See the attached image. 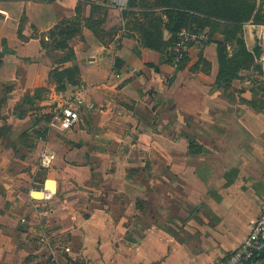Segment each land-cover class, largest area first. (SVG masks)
<instances>
[{"label":"crops","instance_id":"0c3cea01","mask_svg":"<svg viewBox=\"0 0 264 264\" xmlns=\"http://www.w3.org/2000/svg\"><path fill=\"white\" fill-rule=\"evenodd\" d=\"M92 1L107 9L101 28L117 31L107 43L85 26L86 0H0V88L41 96L33 185L58 187L44 216L31 184L0 178V264H51L53 253L64 264H221L264 211L262 55L260 71L223 87L215 43L178 64L128 32L130 0ZM79 15L62 68L76 64L80 84L58 91L51 73L66 52L47 33ZM260 29H247L251 52ZM68 109L78 124L52 126Z\"/></svg>","mask_w":264,"mask_h":264},{"label":"trees","instance_id":"16d2710c","mask_svg":"<svg viewBox=\"0 0 264 264\" xmlns=\"http://www.w3.org/2000/svg\"><path fill=\"white\" fill-rule=\"evenodd\" d=\"M86 1L89 2L91 11L90 15L85 19V26L92 29L95 35L103 43L111 41L117 34V31L114 30L109 33L101 28V25L105 21V17L107 15V9L100 5H96L92 0ZM161 1H166L165 5L168 8L166 16L169 20L167 30L172 36L170 39H166L164 31L161 28L152 26L150 29L142 26L141 39H139L143 47L163 53L171 61L174 58V54L171 53V49L174 45L176 33L182 28H188L191 26H196L201 30H206L201 28L205 26L200 23L202 20H205L208 23L207 25H209V30L207 29L209 40L205 45L215 43L217 46V59L219 64L218 82L221 86L230 87L232 82L239 77V73L242 70H248L250 66L255 65L254 67L256 68V71L261 70V68L256 64L253 52L248 50L243 40H238L240 44V51L238 55L234 57L229 55L227 45L224 41L213 39L215 31L223 25L233 28H241L243 24L248 22H252L256 25H264V16L256 11L255 3L251 2L252 0ZM134 4L135 0H130V10L128 9L124 12V17L128 21V17L134 14ZM95 14L99 15V19H94ZM79 17L80 15L72 21H62L54 29L47 33L49 39L52 41L54 49L66 52L64 57L57 62L58 67H54L51 73V79L57 85L58 91L65 90L66 86L69 84L74 86L80 84L79 68L76 64L62 68L66 62L73 63V61H75V54L70 48L69 42L82 34V24ZM19 35L21 38L24 37L21 30L19 31ZM42 43L44 48L48 47V42L44 39L42 40ZM25 99L32 101V103H36L38 99H41V96L34 97L26 95ZM36 133L37 138L44 136V132L41 133L39 128L36 129ZM193 148L194 143L191 142L190 151H193Z\"/></svg>","mask_w":264,"mask_h":264},{"label":"rangeland","instance_id":"374dc122","mask_svg":"<svg viewBox=\"0 0 264 264\" xmlns=\"http://www.w3.org/2000/svg\"><path fill=\"white\" fill-rule=\"evenodd\" d=\"M165 2L135 0L134 14L128 17V32H135L140 38L142 26L150 29L156 26L164 31V36L168 34V38L165 36L166 39H170L172 35L167 30L169 20L166 16L168 8ZM251 2L255 3L256 11L264 16V0ZM200 23L205 26L201 27L202 29L209 30L205 20ZM250 25L255 24L248 22L241 28L223 25L215 31L213 39L224 41L229 55L235 57L240 51L238 40H243L246 44L247 29ZM254 66H250L248 70L257 72ZM25 98L26 95L20 96L14 89L7 86L0 88V178L17 188L38 183L35 175L40 170L38 154L35 152L38 145L34 127L36 117L33 113L34 110L40 109L39 103H32ZM58 114L61 113H56ZM50 263L53 264L52 261Z\"/></svg>","mask_w":264,"mask_h":264},{"label":"built area","instance_id":"2783aa9c","mask_svg":"<svg viewBox=\"0 0 264 264\" xmlns=\"http://www.w3.org/2000/svg\"><path fill=\"white\" fill-rule=\"evenodd\" d=\"M260 31L257 33L259 46L262 49V60H264V25H260ZM209 40L207 30H201L196 26L180 29L174 39V45L171 49L174 54L175 62L180 64L190 54L191 50L196 47H203ZM57 126L61 130H70L76 126L80 120L79 113L75 110L68 109L56 116ZM45 136H40L43 140ZM49 157V154L43 150L40 154L41 165L44 167V161ZM53 158L49 159L47 166H50ZM52 180H45L39 186L32 185L29 189L28 196L31 205L37 214L47 216L52 212L49 204L56 198L58 193L57 183H55V190L47 188V182ZM34 193H41L42 198H37ZM26 220H22L25 222ZM51 250V247L48 248ZM264 211L258 216L252 224L248 236L242 241L240 246L234 250L221 264H264ZM53 264H64L60 261L55 253L52 257Z\"/></svg>","mask_w":264,"mask_h":264},{"label":"water","instance_id":"95a60500","mask_svg":"<svg viewBox=\"0 0 264 264\" xmlns=\"http://www.w3.org/2000/svg\"><path fill=\"white\" fill-rule=\"evenodd\" d=\"M253 54L255 56V58L257 60H259L261 58V55H262V49L259 45H257L254 50H253ZM4 56V53L0 52V57H3Z\"/></svg>","mask_w":264,"mask_h":264},{"label":"bare ground","instance_id":"6f19581e","mask_svg":"<svg viewBox=\"0 0 264 264\" xmlns=\"http://www.w3.org/2000/svg\"><path fill=\"white\" fill-rule=\"evenodd\" d=\"M47 188L51 189L52 191L55 190V183L52 181L47 182ZM34 196L37 198H42V194L41 193H34Z\"/></svg>","mask_w":264,"mask_h":264}]
</instances>
